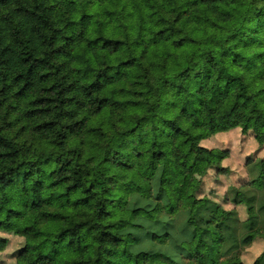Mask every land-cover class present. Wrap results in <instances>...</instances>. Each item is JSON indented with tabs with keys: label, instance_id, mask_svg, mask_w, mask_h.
Wrapping results in <instances>:
<instances>
[{
	"label": "trees",
	"instance_id": "obj_1",
	"mask_svg": "<svg viewBox=\"0 0 264 264\" xmlns=\"http://www.w3.org/2000/svg\"><path fill=\"white\" fill-rule=\"evenodd\" d=\"M264 0H0V210L16 264H247L264 237V158L225 201L171 202L166 147L222 173L240 130L264 146ZM150 145L142 194L113 169ZM159 211L156 215L155 211ZM9 242L0 237V251ZM253 264H264V251Z\"/></svg>",
	"mask_w": 264,
	"mask_h": 264
},
{
	"label": "rangeland",
	"instance_id": "obj_2",
	"mask_svg": "<svg viewBox=\"0 0 264 264\" xmlns=\"http://www.w3.org/2000/svg\"><path fill=\"white\" fill-rule=\"evenodd\" d=\"M264 87V79L261 80ZM202 144L209 148L227 149L229 156L224 160V167L228 170L220 173L215 169H210L207 174L201 176L197 173L183 174L176 163L179 157H186L189 166L203 167L204 160L189 154L186 147H166L165 170L163 181L168 188L170 200L175 205L183 208L190 207L192 203L189 189L198 184L203 192L200 195H211L217 200L225 201V191L233 183H243L249 179L247 161L264 158V146L262 147L254 138L253 132L241 133L240 130H232L214 135L203 140ZM150 145L146 144L141 152L133 153L130 158L131 168L123 169L115 167L113 174L123 182L135 181L140 192H145L151 187L145 176L148 167ZM158 215L159 211H155ZM0 237L8 239V246L4 251H0V264H16V254L23 247L25 239L14 232L7 230L5 226V213L0 210ZM264 251V237L256 238L252 244L244 248L242 258L247 264H253ZM120 264H128L125 260H120Z\"/></svg>",
	"mask_w": 264,
	"mask_h": 264
}]
</instances>
